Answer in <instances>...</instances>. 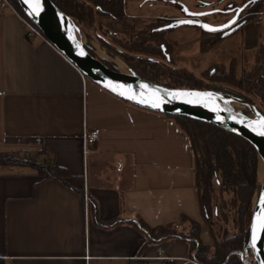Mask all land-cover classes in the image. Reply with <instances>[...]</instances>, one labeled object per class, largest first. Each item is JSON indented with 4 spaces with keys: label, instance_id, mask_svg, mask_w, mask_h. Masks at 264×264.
<instances>
[{
    "label": "crops",
    "instance_id": "obj_1",
    "mask_svg": "<svg viewBox=\"0 0 264 264\" xmlns=\"http://www.w3.org/2000/svg\"><path fill=\"white\" fill-rule=\"evenodd\" d=\"M84 130L99 133L88 156ZM0 152H42L38 161L69 174L67 187L39 183L29 167L0 166L5 264H198L185 241L145 245L135 224L98 223L116 219L187 233L184 216L199 224L203 245L213 244L191 146L174 120L93 84L48 42L28 39L19 17L1 8Z\"/></svg>",
    "mask_w": 264,
    "mask_h": 264
},
{
    "label": "trees",
    "instance_id": "obj_2",
    "mask_svg": "<svg viewBox=\"0 0 264 264\" xmlns=\"http://www.w3.org/2000/svg\"><path fill=\"white\" fill-rule=\"evenodd\" d=\"M9 1L18 13L26 18L16 0ZM51 2L83 33L93 36L97 43L148 82L175 90L223 92L243 99L251 106L253 102L250 98L232 88L243 91L252 80L258 78L256 87L262 86L264 90L263 66L259 67L257 75L248 74L247 77L243 75L240 78L236 77L234 69L228 72L214 70L204 75L209 78L210 84L185 69L168 67L161 58L165 57L163 52L167 53L174 45L166 40V35L172 31V28L165 29L169 23L163 19L146 24L137 32L129 33L124 40H119L114 35L109 36L106 30H102L113 41L119 40L116 46H112L104 39L105 36L94 34L92 31L97 27L96 20L100 17H109L116 22L126 20L123 0H51ZM241 2L245 6L244 14L255 15L264 8V0H241ZM250 20L247 17L243 27L249 24L247 22ZM222 39L220 35L205 38L200 43L202 51ZM85 50L100 60L89 48ZM101 62L116 71L109 62L105 60ZM263 64L264 60L261 65ZM261 96L264 97L263 91ZM165 116L173 119L189 140L194 156V185L199 196L201 215L208 225L211 236L216 238L213 244L203 245L199 240V224L184 216L181 217L180 222L189 226L187 233L164 227L149 228L142 220L134 222L116 219L98 223L105 228L121 222L135 224L145 237V245L173 239L185 241L189 245L191 257L198 264H243L237 252L243 250L244 231L250 219L258 180V160L253 146L246 140L216 126L186 117ZM41 153L23 152L8 155L0 152V166L29 167L36 172L37 177L41 178L39 183L56 180L69 187L65 182L69 177L68 172L53 161H38L37 157ZM229 224L233 226L235 234L222 238L223 229ZM0 264H5L2 258Z\"/></svg>",
    "mask_w": 264,
    "mask_h": 264
},
{
    "label": "water",
    "instance_id": "obj_3",
    "mask_svg": "<svg viewBox=\"0 0 264 264\" xmlns=\"http://www.w3.org/2000/svg\"><path fill=\"white\" fill-rule=\"evenodd\" d=\"M16 2L25 17L36 26L44 39L73 64L83 77L113 96L141 109L164 115L186 117L210 124L246 140L256 152L258 172L260 170L264 178V137L259 134L260 131L253 124L255 120L239 114L233 108L232 103L249 108L251 113L264 123V117L259 112L255 113L253 106L223 92L169 89L148 82L132 71L130 75L123 74L105 60L115 68L116 71H113L101 62L104 59L96 55L91 48L85 45L77 46L73 43L75 35L85 33L51 0H41L39 15L32 13V8L25 3V0H16ZM181 23L185 25L184 22ZM85 48L92 50L100 60L91 56ZM111 56L119 60L113 54ZM144 85L147 87H143ZM177 92L211 93L212 95L194 96L193 100H187L185 96H175L174 93ZM129 96L133 98L129 99ZM153 103H160V108L152 107ZM262 192L260 186L258 197ZM254 224L255 232H253ZM237 254L243 264H264V205L261 204V201L252 210L243 250Z\"/></svg>",
    "mask_w": 264,
    "mask_h": 264
},
{
    "label": "rangeland",
    "instance_id": "obj_4",
    "mask_svg": "<svg viewBox=\"0 0 264 264\" xmlns=\"http://www.w3.org/2000/svg\"><path fill=\"white\" fill-rule=\"evenodd\" d=\"M240 10L241 0H123V13L126 20L116 22L109 17L97 18V27L92 32L105 36L104 39L107 42L111 43L112 46H116V42L124 40L129 33L137 32L144 25L165 18L169 20L171 26L177 28L166 35V40L172 43L174 47L167 53L163 49L165 57L161 58V61L168 67L185 69L195 77L203 78L205 83L210 84L211 81L204 75H208L214 70L228 72L230 69H234L236 77L240 78L243 75L247 77L248 74L257 75L259 67H264V64L261 65L264 60V8L247 22L249 24L242 26L241 30L236 31L217 45H213L207 50L204 49L205 51L201 49V41L208 38L207 35H210L201 33V29H219L226 35L232 32V29L229 28L237 20ZM183 21H191L188 24H194L195 26H186L181 23ZM166 27H169V25ZM102 30H106L110 34L109 36H117L119 40L113 41ZM85 34L87 35V33ZM87 36L96 42L93 36L89 34ZM97 44L102 47L99 43ZM249 46L253 47L250 48ZM256 79L258 80V78ZM256 79L252 80L243 91L235 88H232V90L241 92L250 98L253 102L252 106H255V113L259 112L258 108H260L264 114V103H260L259 99L255 97V92L259 90L261 95L264 90L262 86L258 85V88L256 87ZM258 188L259 183L257 180L255 194ZM255 194L254 196H256ZM252 210L253 200L251 214ZM214 213L216 215V212ZM249 221L244 231L245 237ZM205 224H203V227H206L208 231V225L206 222ZM232 228L231 224L224 227L222 238L234 235L235 231ZM211 237L214 242L216 238Z\"/></svg>",
    "mask_w": 264,
    "mask_h": 264
},
{
    "label": "bare ground",
    "instance_id": "obj_5",
    "mask_svg": "<svg viewBox=\"0 0 264 264\" xmlns=\"http://www.w3.org/2000/svg\"><path fill=\"white\" fill-rule=\"evenodd\" d=\"M73 43L77 46H83V45L88 46L94 51L96 55H98L100 58L104 60L109 61L114 67L119 69L123 74H128V75L131 74V70H129L123 63H121V61L113 58V56H111V54L108 51L100 47L96 42H94L91 38L87 37L85 34L75 35L73 38ZM185 98H187V100H193L194 96H185ZM232 106L239 114H242L249 119L251 118L252 120H255L253 121V124L257 127L259 131H261V129L264 128V123L262 122V120L260 118H257L254 114H252L249 108L245 106H239L237 103H232ZM257 177H258L259 188L255 194L256 196H254L253 199V208L256 206V204L259 201H262V198H264V178L262 177L260 170L258 172ZM260 186L262 187L263 192L258 197Z\"/></svg>",
    "mask_w": 264,
    "mask_h": 264
},
{
    "label": "built area",
    "instance_id": "obj_6",
    "mask_svg": "<svg viewBox=\"0 0 264 264\" xmlns=\"http://www.w3.org/2000/svg\"><path fill=\"white\" fill-rule=\"evenodd\" d=\"M0 8L1 9H8L13 14H15L21 22L24 24L26 28V37L28 39L32 38H40L43 41H46L42 36L41 32L33 25L28 19L22 17L15 7L11 4L9 0H0ZM47 42V41H46ZM99 139V133L97 130H84L82 134V146H83V154L85 156L89 155L88 147L93 146L97 143ZM85 201V212L87 213V206H88V199L87 196H84Z\"/></svg>",
    "mask_w": 264,
    "mask_h": 264
},
{
    "label": "flooded vegetation",
    "instance_id": "obj_7",
    "mask_svg": "<svg viewBox=\"0 0 264 264\" xmlns=\"http://www.w3.org/2000/svg\"><path fill=\"white\" fill-rule=\"evenodd\" d=\"M245 6L242 4V2H241V10H240V12L238 13V17H237V20L234 22V23H232V25H231V27L229 28V29H232V32H230V33H228V34H226V35H224V32L223 31H221V30H219V29H208V28H206L207 30H203V29H201L202 30V32L201 33H203V34H205V35H207V34H210V35H207V37H214L215 35H220V37L221 38H223L220 42H222L224 39H225V36H227V35H229V36H231L233 33H235L236 31H238V30H241L242 29V26H243V23H244V21L246 20V18L248 17L249 19H253V17H254V15L253 14H244V8ZM161 19H163V20H165V21H169V20H166L165 18H161ZM184 22V21H183ZM169 23V22H168ZM193 23V22H192ZM196 24V23H195ZM169 25V27H166V26H168ZM168 25H166L165 26V29H168V28H172V30L174 31L176 28H175V26H171V24L169 23ZM185 25L186 26H192V27H194L195 25L194 24H188V23H185ZM172 32V31H171ZM170 32V33H171ZM228 36V37H229ZM227 38V37H226ZM219 42V43H220ZM218 44V43H217ZM217 44H215V45H217ZM256 94H255V97L257 98V99H259V101H260V103H264V97L263 96H261L260 95V92H259V90L257 91V92H255ZM255 107V106H254ZM259 110V112L261 113V115H263L264 116V114L262 113V111L260 110V108H258Z\"/></svg>",
    "mask_w": 264,
    "mask_h": 264
},
{
    "label": "snow or ice",
    "instance_id": "obj_8",
    "mask_svg": "<svg viewBox=\"0 0 264 264\" xmlns=\"http://www.w3.org/2000/svg\"><path fill=\"white\" fill-rule=\"evenodd\" d=\"M25 3L28 4L32 8V13L35 15L40 14L41 10V0H25ZM184 23H191V21H184ZM207 27V26H205ZM143 87H147V85H144ZM123 95V93H120ZM175 96H211V93H196V92H177L174 93ZM129 99H132L133 97L129 96ZM143 102V101H140ZM154 108H160V103H153L151 105ZM255 123V122H254ZM260 135H264V128L261 129ZM261 204L264 205V198H262ZM253 232H255V224L253 225Z\"/></svg>",
    "mask_w": 264,
    "mask_h": 264
}]
</instances>
